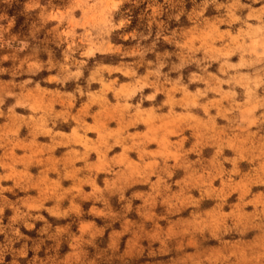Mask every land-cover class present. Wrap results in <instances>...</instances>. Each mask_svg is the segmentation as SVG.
Instances as JSON below:
<instances>
[{
    "label": "rangeland",
    "instance_id": "1",
    "mask_svg": "<svg viewBox=\"0 0 264 264\" xmlns=\"http://www.w3.org/2000/svg\"><path fill=\"white\" fill-rule=\"evenodd\" d=\"M0 264H264V0H0Z\"/></svg>",
    "mask_w": 264,
    "mask_h": 264
}]
</instances>
